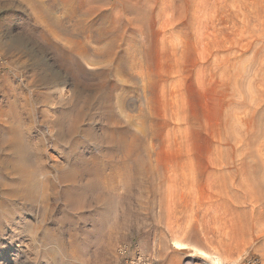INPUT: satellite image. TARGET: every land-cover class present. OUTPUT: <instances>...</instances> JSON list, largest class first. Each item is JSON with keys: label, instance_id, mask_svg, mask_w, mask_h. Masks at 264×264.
Returning a JSON list of instances; mask_svg holds the SVG:
<instances>
[{"label": "rangeland", "instance_id": "obj_1", "mask_svg": "<svg viewBox=\"0 0 264 264\" xmlns=\"http://www.w3.org/2000/svg\"><path fill=\"white\" fill-rule=\"evenodd\" d=\"M0 52V264H264V0H0Z\"/></svg>", "mask_w": 264, "mask_h": 264}, {"label": "bare ground", "instance_id": "obj_2", "mask_svg": "<svg viewBox=\"0 0 264 264\" xmlns=\"http://www.w3.org/2000/svg\"><path fill=\"white\" fill-rule=\"evenodd\" d=\"M259 187V186H258ZM262 190V189H261ZM263 191V190H262ZM245 193V192H244ZM258 194V193H257ZM248 195V194H247ZM246 195V196H247ZM259 197V196H258ZM253 199V198H252ZM261 199V198H260ZM246 201V200H245ZM244 201V202H245ZM248 202V201H247ZM258 202V201H257ZM256 203V202H255ZM251 205V204H250ZM261 209V208H260ZM249 210V209H248ZM258 210V209H257ZM243 211H246V210H243ZM242 211V212H243ZM259 211V210H258ZM239 212V211H238ZM250 212H251V210H250ZM235 213V212H234ZM245 214H247V213H245ZM263 214H264V212H263ZM239 215V214H238ZM237 215V216H238ZM243 215V214H242ZM257 215V214H256ZM261 215V214H260ZM235 216V215H234ZM244 216V215H243ZM248 216H250V215H248ZM258 216V215H257ZM247 217V216H246ZM236 218V217H235ZM234 218V219H235ZM239 218V217H238ZM244 217H242L240 220H242ZM255 218V217H254ZM263 218V217H262ZM261 219V218H260ZM257 220V219H256ZM238 222H240L239 220H237ZM246 222V221H245ZM241 223V222H240ZM239 224V223H238ZM244 224V223H243ZM243 224H240V225H243ZM258 224V223H257ZM240 225H238V226H240ZM246 225V224H245ZM249 225V224H248ZM259 225H261V227L263 228L264 226H262V224H259ZM264 225V224H263ZM235 226H237V225H235ZM244 226V225H243ZM254 226H255V224H254ZM258 226V225H257ZM246 227V226H245ZM258 227H260V226H258ZM241 228V227H240ZM247 228V227H246ZM254 228V227H253ZM252 228V229H253ZM256 229H257V227H255ZM254 228V229H255ZM262 228H258L259 230L261 229V231L263 230L264 231V228L262 229ZM239 229V228H238ZM248 229H250V228H248ZM257 229V230H258ZM240 230V229H239ZM257 230H256V232H257ZM258 230V231H259ZM248 231V230H247ZM261 231H259L260 233H262ZM242 233H244V232H242ZM264 233V232H263ZM244 235V234H243ZM251 235V234H250ZM260 235V234H259ZM249 236V235H248ZM262 235H260V237H261ZM242 237V236H241ZM250 238V237H249ZM245 239V238H244ZM176 242V248L177 249H179V250H185V251H188V254H187V259L191 262V261H193V260H200V261H202V263H204V264H223L224 262H221V261H223V260H220V258H218V257H216V256H213V254H211V253H209L208 251H206V250H204V249H202V248H200V247H197V246H193V245H188V244H186V243H183L182 244V242L181 243H179L178 241H175ZM174 242V243H175ZM264 251V250H263ZM263 253V252H262ZM231 255V254H230ZM236 257V256H235ZM232 258V257H231ZM257 258H259V257H257ZM257 258H256V260H257ZM260 260V259H259ZM252 261V260H251ZM248 263H249V261H248ZM255 263H257V262H255Z\"/></svg>", "mask_w": 264, "mask_h": 264}, {"label": "built area", "instance_id": "obj_3", "mask_svg": "<svg viewBox=\"0 0 264 264\" xmlns=\"http://www.w3.org/2000/svg\"><path fill=\"white\" fill-rule=\"evenodd\" d=\"M6 63V57L0 52V66H4ZM118 254L120 257V262L118 264H150L147 257L139 254H131L130 248L127 244H121L119 246Z\"/></svg>", "mask_w": 264, "mask_h": 264}]
</instances>
